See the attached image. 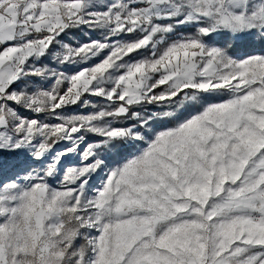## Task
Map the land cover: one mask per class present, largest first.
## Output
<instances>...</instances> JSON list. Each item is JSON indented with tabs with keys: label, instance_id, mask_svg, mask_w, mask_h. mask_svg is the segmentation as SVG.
<instances>
[{
	"label": "snow or ice",
	"instance_id": "6c2138e0",
	"mask_svg": "<svg viewBox=\"0 0 264 264\" xmlns=\"http://www.w3.org/2000/svg\"><path fill=\"white\" fill-rule=\"evenodd\" d=\"M0 264H264V0H0Z\"/></svg>",
	"mask_w": 264,
	"mask_h": 264
}]
</instances>
